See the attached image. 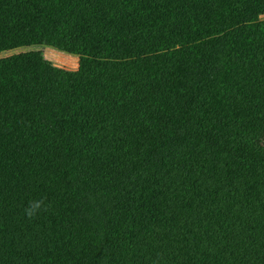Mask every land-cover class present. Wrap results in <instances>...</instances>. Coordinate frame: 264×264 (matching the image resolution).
Listing matches in <instances>:
<instances>
[{
  "label": "trees",
  "instance_id": "16d2710c",
  "mask_svg": "<svg viewBox=\"0 0 264 264\" xmlns=\"http://www.w3.org/2000/svg\"><path fill=\"white\" fill-rule=\"evenodd\" d=\"M0 56V264H264V0H0Z\"/></svg>",
  "mask_w": 264,
  "mask_h": 264
},
{
  "label": "rangeland",
  "instance_id": "374dc122",
  "mask_svg": "<svg viewBox=\"0 0 264 264\" xmlns=\"http://www.w3.org/2000/svg\"><path fill=\"white\" fill-rule=\"evenodd\" d=\"M31 50L35 52H39L42 55V57L55 68L65 71H72V72L77 70L78 60L76 57L67 55L63 52H59L57 50L48 47H41V46L40 48H33L25 51H31ZM25 51H17L16 53L25 52ZM11 54L12 53H10L9 55Z\"/></svg>",
  "mask_w": 264,
  "mask_h": 264
},
{
  "label": "clouds",
  "instance_id": "9594fccd",
  "mask_svg": "<svg viewBox=\"0 0 264 264\" xmlns=\"http://www.w3.org/2000/svg\"><path fill=\"white\" fill-rule=\"evenodd\" d=\"M43 210H47V206L45 205V201L43 199L32 200L29 202V205L25 208V215L27 218L32 219L35 218L38 213Z\"/></svg>",
  "mask_w": 264,
  "mask_h": 264
}]
</instances>
